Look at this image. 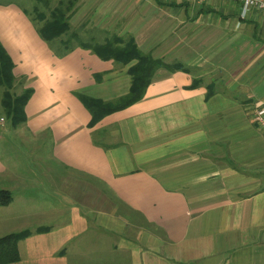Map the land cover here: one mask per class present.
Listing matches in <instances>:
<instances>
[{"label": "crops", "instance_id": "0c3cea01", "mask_svg": "<svg viewBox=\"0 0 264 264\" xmlns=\"http://www.w3.org/2000/svg\"><path fill=\"white\" fill-rule=\"evenodd\" d=\"M71 1L0 0L10 92H30L13 124L0 86V236L32 232L10 264H264V131L250 116L264 109V14L74 0L67 33L43 39L36 13ZM113 36L161 65L139 101L94 121L81 97L127 94L137 61L83 46Z\"/></svg>", "mask_w": 264, "mask_h": 264}, {"label": "trees", "instance_id": "16d2710c", "mask_svg": "<svg viewBox=\"0 0 264 264\" xmlns=\"http://www.w3.org/2000/svg\"><path fill=\"white\" fill-rule=\"evenodd\" d=\"M73 4L74 0L60 3L57 8L52 9L50 18L48 19L45 18L43 13H36L38 20L42 22V25L38 27V31L43 39L51 41L67 33L69 30L68 19L72 14ZM69 41H71L70 38H68L67 43ZM83 46L91 49L98 57L104 60L113 59L122 64L137 60L129 70L131 85L127 94L108 102L85 96L81 97L86 108L90 110L94 121L139 101L144 96L145 90L151 82L156 69L161 65L151 55L141 53L132 41H124L116 36H113L104 44ZM12 65L7 53L0 44V86H3L5 89L1 105L11 122L18 124L25 119L23 108L29 98L30 92L24 91L20 96H12L10 92L14 86ZM11 201V193L0 189V206L8 205ZM44 231H46L44 228L36 230V232ZM31 234L30 230H23L0 236V264H10L19 261L18 242Z\"/></svg>", "mask_w": 264, "mask_h": 264}, {"label": "built area", "instance_id": "2783aa9c", "mask_svg": "<svg viewBox=\"0 0 264 264\" xmlns=\"http://www.w3.org/2000/svg\"><path fill=\"white\" fill-rule=\"evenodd\" d=\"M200 1V0H196ZM231 3L240 4V11L242 16L246 15L251 9H255L264 14V0H223ZM250 116L256 128L264 131V109L253 108L250 111Z\"/></svg>", "mask_w": 264, "mask_h": 264}, {"label": "rangeland", "instance_id": "374dc122", "mask_svg": "<svg viewBox=\"0 0 264 264\" xmlns=\"http://www.w3.org/2000/svg\"><path fill=\"white\" fill-rule=\"evenodd\" d=\"M26 8L29 9L28 6H26ZM0 113H1V109H0ZM4 124L7 125V126L10 125V123H9L8 120H6V122H5ZM17 131H20V129H17ZM10 132H12V134L15 133L13 130H11ZM15 138H16V142H17V141H20V140H19V137L16 136ZM9 139H10V142H13V137H9Z\"/></svg>", "mask_w": 264, "mask_h": 264}]
</instances>
